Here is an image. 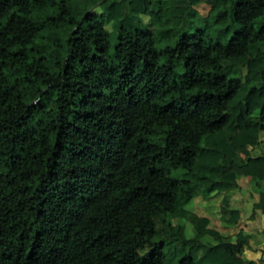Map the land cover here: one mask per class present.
Returning a JSON list of instances; mask_svg holds the SVG:
<instances>
[{"label":"trees","instance_id":"1","mask_svg":"<svg viewBox=\"0 0 264 264\" xmlns=\"http://www.w3.org/2000/svg\"><path fill=\"white\" fill-rule=\"evenodd\" d=\"M262 138L264 0H0V264H264Z\"/></svg>","mask_w":264,"mask_h":264},{"label":"rangeland","instance_id":"2","mask_svg":"<svg viewBox=\"0 0 264 264\" xmlns=\"http://www.w3.org/2000/svg\"><path fill=\"white\" fill-rule=\"evenodd\" d=\"M199 16L197 18V22L201 24L202 26L204 25L205 19L209 20L213 16V8L209 7H200L199 8ZM158 15V13H157ZM164 14L163 12H160L158 16H155L154 19H149L145 18V25L150 29H154V27H157L159 25H162L165 23L163 26H166L169 28L174 36L179 35L183 31L188 32L186 28H182L185 22L183 21H170L164 19ZM189 33V32H188ZM114 38V35H112ZM168 42L165 40H160L158 43V46L162 48L164 45H166ZM264 140V138H262ZM249 162H252L255 164L257 168V173L259 177L264 180V143H262L252 154L249 156ZM248 181H242L239 184V187H236L233 189L231 194H233V206L234 207H240V204L242 205L241 207L244 208L245 211H247L248 216H250L252 219L254 218L255 211L252 209V202L253 198L251 197V187L248 185ZM182 203L185 205L187 204V201L183 200ZM190 210L195 211L196 213L200 215L204 214H211L212 217H216L218 213V198H212L211 202L206 204L202 202H196L193 205L189 206ZM259 214V213H258ZM147 251V248L144 252ZM143 252V253H144Z\"/></svg>","mask_w":264,"mask_h":264},{"label":"crops","instance_id":"3","mask_svg":"<svg viewBox=\"0 0 264 264\" xmlns=\"http://www.w3.org/2000/svg\"><path fill=\"white\" fill-rule=\"evenodd\" d=\"M161 12H163V11H161ZM159 14H160V12L158 13V15ZM163 14H164V12H163ZM158 15L157 14L154 15L152 17V19H154V17L158 16ZM164 17H165V15H164ZM163 24H165V23H163ZM245 180L248 181V179H244L243 181H245ZM239 184L237 187H239ZM250 195L253 198V202H252V204H253L254 202L257 201V195L253 194L252 191H251ZM232 198H233V194H232ZM241 206L242 205L240 204V207ZM243 210H244V208H243ZM248 214H250V213H248L247 211L244 210V218H245L244 221L245 222L239 227V229L243 230L246 233H250V234L255 235V239L253 240V242H251L253 245L250 249L245 251L244 258L246 260L256 262V261L260 260V258L263 255V251H264V232H263L264 231V213H261L259 211H255V215H254L253 219L250 216H248Z\"/></svg>","mask_w":264,"mask_h":264}]
</instances>
